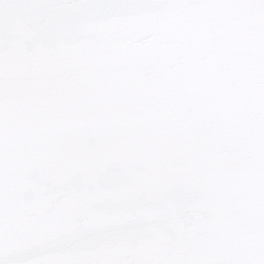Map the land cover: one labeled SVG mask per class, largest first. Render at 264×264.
Returning a JSON list of instances; mask_svg holds the SVG:
<instances>
[{
  "label": "snow or ice",
  "instance_id": "obj_1",
  "mask_svg": "<svg viewBox=\"0 0 264 264\" xmlns=\"http://www.w3.org/2000/svg\"><path fill=\"white\" fill-rule=\"evenodd\" d=\"M0 264H264V0H0Z\"/></svg>",
  "mask_w": 264,
  "mask_h": 264
}]
</instances>
